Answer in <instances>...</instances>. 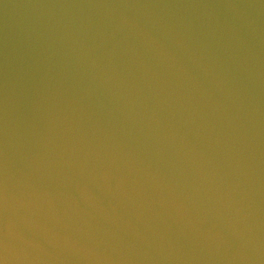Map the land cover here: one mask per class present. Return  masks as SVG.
<instances>
[{
  "label": "water",
  "instance_id": "1",
  "mask_svg": "<svg viewBox=\"0 0 264 264\" xmlns=\"http://www.w3.org/2000/svg\"><path fill=\"white\" fill-rule=\"evenodd\" d=\"M0 264H264V0H0Z\"/></svg>",
  "mask_w": 264,
  "mask_h": 264
}]
</instances>
